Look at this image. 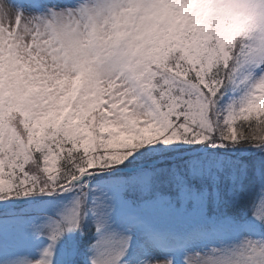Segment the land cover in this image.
I'll list each match as a JSON object with an SVG mask.
<instances>
[{"label":"snow or ice","instance_id":"1","mask_svg":"<svg viewBox=\"0 0 264 264\" xmlns=\"http://www.w3.org/2000/svg\"><path fill=\"white\" fill-rule=\"evenodd\" d=\"M0 264H264V0H0Z\"/></svg>","mask_w":264,"mask_h":264}]
</instances>
